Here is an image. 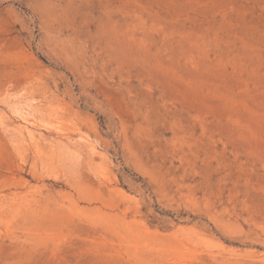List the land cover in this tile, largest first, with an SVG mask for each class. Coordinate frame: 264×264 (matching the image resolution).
Returning <instances> with one entry per match:
<instances>
[{
    "label": "rangeland",
    "instance_id": "obj_1",
    "mask_svg": "<svg viewBox=\"0 0 264 264\" xmlns=\"http://www.w3.org/2000/svg\"><path fill=\"white\" fill-rule=\"evenodd\" d=\"M0 264H264V0H0Z\"/></svg>",
    "mask_w": 264,
    "mask_h": 264
},
{
    "label": "bare ground",
    "instance_id": "obj_2",
    "mask_svg": "<svg viewBox=\"0 0 264 264\" xmlns=\"http://www.w3.org/2000/svg\"><path fill=\"white\" fill-rule=\"evenodd\" d=\"M22 118H25V117H22ZM25 120V119H24ZM26 120H28V119H26Z\"/></svg>",
    "mask_w": 264,
    "mask_h": 264
}]
</instances>
